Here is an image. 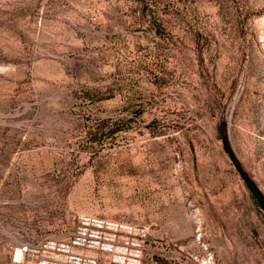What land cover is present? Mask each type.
I'll return each instance as SVG.
<instances>
[{"label":"rangeland","instance_id":"1","mask_svg":"<svg viewBox=\"0 0 264 264\" xmlns=\"http://www.w3.org/2000/svg\"><path fill=\"white\" fill-rule=\"evenodd\" d=\"M223 132L264 194V0H0V264H264Z\"/></svg>","mask_w":264,"mask_h":264},{"label":"water","instance_id":"2","mask_svg":"<svg viewBox=\"0 0 264 264\" xmlns=\"http://www.w3.org/2000/svg\"><path fill=\"white\" fill-rule=\"evenodd\" d=\"M223 141H224V148L226 152L228 153L230 159L232 160L233 164L237 168L240 176L247 184L250 191L253 193V195L257 198V200L260 202V204L264 207V194L260 191V189L257 187V185L254 183V181L247 175V173L242 168L240 161L238 160L232 146L230 145L226 134L223 132Z\"/></svg>","mask_w":264,"mask_h":264},{"label":"bare ground","instance_id":"3","mask_svg":"<svg viewBox=\"0 0 264 264\" xmlns=\"http://www.w3.org/2000/svg\"><path fill=\"white\" fill-rule=\"evenodd\" d=\"M18 255H19L18 257H20V250L18 251Z\"/></svg>","mask_w":264,"mask_h":264}]
</instances>
